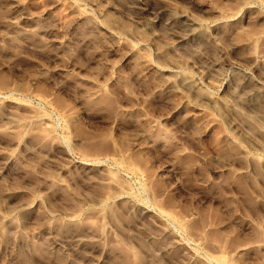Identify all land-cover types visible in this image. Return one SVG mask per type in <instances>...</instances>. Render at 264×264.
Masks as SVG:
<instances>
[{
    "label": "rangeland",
    "instance_id": "obj_1",
    "mask_svg": "<svg viewBox=\"0 0 264 264\" xmlns=\"http://www.w3.org/2000/svg\"><path fill=\"white\" fill-rule=\"evenodd\" d=\"M0 264H264V0H0Z\"/></svg>",
    "mask_w": 264,
    "mask_h": 264
}]
</instances>
